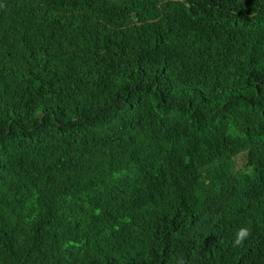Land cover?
<instances>
[{
    "label": "trees",
    "instance_id": "trees-1",
    "mask_svg": "<svg viewBox=\"0 0 264 264\" xmlns=\"http://www.w3.org/2000/svg\"><path fill=\"white\" fill-rule=\"evenodd\" d=\"M0 264H264V0H0Z\"/></svg>",
    "mask_w": 264,
    "mask_h": 264
},
{
    "label": "clouds",
    "instance_id": "clouds-1",
    "mask_svg": "<svg viewBox=\"0 0 264 264\" xmlns=\"http://www.w3.org/2000/svg\"><path fill=\"white\" fill-rule=\"evenodd\" d=\"M251 235L250 228L248 226H242L237 229L235 237L232 241L233 247H238L244 244V242Z\"/></svg>",
    "mask_w": 264,
    "mask_h": 264
},
{
    "label": "rangeland",
    "instance_id": "rangeland-1",
    "mask_svg": "<svg viewBox=\"0 0 264 264\" xmlns=\"http://www.w3.org/2000/svg\"><path fill=\"white\" fill-rule=\"evenodd\" d=\"M234 159H235L236 167H239V165H241V163L244 162V154L243 153L237 154Z\"/></svg>",
    "mask_w": 264,
    "mask_h": 264
}]
</instances>
